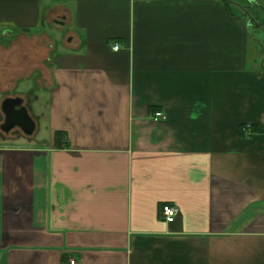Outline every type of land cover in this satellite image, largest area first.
<instances>
[{"label":"crops","instance_id":"0c3cea01","mask_svg":"<svg viewBox=\"0 0 264 264\" xmlns=\"http://www.w3.org/2000/svg\"><path fill=\"white\" fill-rule=\"evenodd\" d=\"M248 2L0 0V96L34 122L0 124V264H264Z\"/></svg>","mask_w":264,"mask_h":264},{"label":"water","instance_id":"95a60500","mask_svg":"<svg viewBox=\"0 0 264 264\" xmlns=\"http://www.w3.org/2000/svg\"><path fill=\"white\" fill-rule=\"evenodd\" d=\"M21 98H5L0 104L1 112L4 116L5 129L17 126L26 134H29L34 129V122L29 117L27 110L22 105Z\"/></svg>","mask_w":264,"mask_h":264},{"label":"rangeland","instance_id":"374dc122","mask_svg":"<svg viewBox=\"0 0 264 264\" xmlns=\"http://www.w3.org/2000/svg\"><path fill=\"white\" fill-rule=\"evenodd\" d=\"M236 2H238V3H240V4H242L243 5V7H245V9L247 8V7H250V2H248V0L246 1V0H235ZM239 6V5H238ZM230 7H233V8H235L238 12H239V7L237 8V7H234V6H231L230 5ZM252 12L253 14V18H251L250 16H249V18H247V21L249 22V27H250V33L252 34H254V35H258V33H260V35H264V18H257L258 16H257V11L254 9V8H248L247 9V12ZM249 12V13H250ZM257 16V17H256ZM257 18V19H256ZM47 31H48V29H47ZM63 32H65V30H63ZM59 33V32H58ZM259 35V36H260ZM54 36H55V33H52L51 34V37L52 38H54ZM252 44H253V37H252ZM260 45H262V44H260ZM263 46H264V44H263ZM261 50L264 52V47H261ZM17 54V53H16ZM18 55V54H17ZM27 85V84H26ZM20 87H26L25 85H19V86H17L16 87V90L17 91H19V89H20ZM4 98H6V94H2L1 96H0V104H1V102H2V100L4 99ZM47 97H43V101L42 102H45ZM33 103H35V102H33ZM38 105V104H37ZM36 111H41L40 110V108L38 107H36ZM3 119H4V117H3V114L1 113V110H0V124L2 123V121H3ZM2 132H4V131H1V129H0V136L2 135ZM24 133L20 130V129H18V132L16 131V134L14 133H12V135H23ZM42 135H44V134H42Z\"/></svg>","mask_w":264,"mask_h":264},{"label":"built area","instance_id":"2783aa9c","mask_svg":"<svg viewBox=\"0 0 264 264\" xmlns=\"http://www.w3.org/2000/svg\"><path fill=\"white\" fill-rule=\"evenodd\" d=\"M118 47H119V45L115 44L113 46V50L117 51ZM149 117L151 118V120L156 121V122L157 121H163L166 119V114H164V112H162L161 110H156V111L151 112ZM177 212H178L177 207H175L173 205L164 204L161 206V214H162L165 222H167V223H171L175 220ZM69 264H75V260L70 259Z\"/></svg>","mask_w":264,"mask_h":264},{"label":"trees","instance_id":"16d2710c","mask_svg":"<svg viewBox=\"0 0 264 264\" xmlns=\"http://www.w3.org/2000/svg\"><path fill=\"white\" fill-rule=\"evenodd\" d=\"M225 4H228L227 3V0H225ZM251 128H254L253 126H251ZM249 126H241V135H243V136H247L246 134H245V132L246 131H249L250 129H251ZM251 131V130H250ZM55 136H60V132H56L55 133Z\"/></svg>","mask_w":264,"mask_h":264},{"label":"flooded vegetation","instance_id":"af4514ba","mask_svg":"<svg viewBox=\"0 0 264 264\" xmlns=\"http://www.w3.org/2000/svg\"><path fill=\"white\" fill-rule=\"evenodd\" d=\"M245 11H246V9H245ZM246 13H247V15H249L251 18H253V17H252V14H250V13H248V12H246ZM22 105L25 107L26 110H28V105H27V103H24V102H23Z\"/></svg>","mask_w":264,"mask_h":264}]
</instances>
